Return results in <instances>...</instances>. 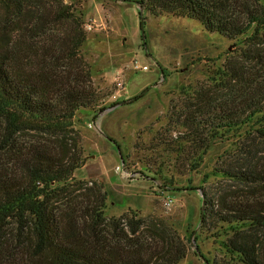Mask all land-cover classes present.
Here are the masks:
<instances>
[{"label":"trees","instance_id":"16d2710c","mask_svg":"<svg viewBox=\"0 0 264 264\" xmlns=\"http://www.w3.org/2000/svg\"><path fill=\"white\" fill-rule=\"evenodd\" d=\"M65 1L0 0V264H180L187 248L163 220L108 218L104 185L75 180L85 159L74 119L102 97L82 57L85 23ZM136 3L141 15L188 18L228 40L249 35L244 57L264 68V0ZM231 91L200 89L170 115L176 137L164 145L194 170L216 140L264 120V77L247 94L238 85ZM261 156L215 168L238 187L205 193L204 226L227 232L224 255L208 264H264Z\"/></svg>","mask_w":264,"mask_h":264},{"label":"rangeland","instance_id":"374dc122","mask_svg":"<svg viewBox=\"0 0 264 264\" xmlns=\"http://www.w3.org/2000/svg\"><path fill=\"white\" fill-rule=\"evenodd\" d=\"M65 4L85 23L82 57L102 97L74 119L85 159L75 180L104 185L110 194L104 211L108 218L136 214L163 220L187 248L180 264H208L223 256L227 232L204 226L205 193L221 197L238 187L216 176V167L257 150L264 157V136L257 132L264 131V120L216 140L198 170L164 139L176 137L168 128L170 115L193 100L195 91L218 88L226 97L235 94L231 88L236 85L248 90L244 94L261 85L264 68L244 57L249 35L228 40L188 18L141 15L136 0ZM164 179H172L174 186L170 189Z\"/></svg>","mask_w":264,"mask_h":264},{"label":"built area","instance_id":"2783aa9c","mask_svg":"<svg viewBox=\"0 0 264 264\" xmlns=\"http://www.w3.org/2000/svg\"><path fill=\"white\" fill-rule=\"evenodd\" d=\"M136 68H138L139 69V66L138 65H136ZM145 70L147 69V68H144ZM119 170H120V168H118Z\"/></svg>","mask_w":264,"mask_h":264}]
</instances>
